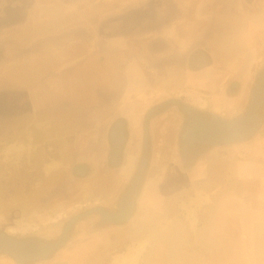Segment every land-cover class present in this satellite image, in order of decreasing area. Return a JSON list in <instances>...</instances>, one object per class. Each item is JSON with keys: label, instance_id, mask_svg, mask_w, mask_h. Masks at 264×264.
I'll return each mask as SVG.
<instances>
[{"label": "crops", "instance_id": "crops-1", "mask_svg": "<svg viewBox=\"0 0 264 264\" xmlns=\"http://www.w3.org/2000/svg\"><path fill=\"white\" fill-rule=\"evenodd\" d=\"M261 44L264 0H0V123L76 117L74 159L94 160L87 170L97 171L111 123L124 118L136 130L163 96L234 108L263 57ZM80 117L93 125L82 127ZM138 147L129 135L116 174L127 176ZM228 150L225 170L240 190L222 192L215 225L234 233L232 248L241 254L262 256L264 146L250 141ZM217 165L210 162L209 171L223 170ZM229 198L239 199L235 208L225 207Z\"/></svg>", "mask_w": 264, "mask_h": 264}, {"label": "rangeland", "instance_id": "rangeland-1", "mask_svg": "<svg viewBox=\"0 0 264 264\" xmlns=\"http://www.w3.org/2000/svg\"><path fill=\"white\" fill-rule=\"evenodd\" d=\"M260 48L264 55V45ZM259 63H254L253 69H258ZM179 97L191 100L183 93ZM236 102L241 107L242 102ZM75 118L31 117L0 123V230L17 238L34 233L55 235L68 217L91 205L116 200L121 189L118 184L130 182L142 151L141 140L135 134L139 147L126 177L114 172L121 167L109 170L103 166L83 178L72 173V168L76 173L83 171L73 166ZM262 119L257 133L237 146L250 141L264 146L260 139L264 137ZM79 120L82 127L94 122L84 117ZM178 121L179 117H152L148 163L130 222L103 233L81 232L74 242L89 243L75 260L67 257L70 249L65 248L57 250L45 264H264V252L262 256L253 250L241 254L232 248L234 233H224L221 226L215 225L220 221L222 208H218L217 201L222 192L240 190V180L225 170L232 163L229 150L218 148L212 155L211 161L223 169L217 173L209 171L208 155L195 167V175L193 170L183 175L184 169L177 165L172 168L176 154L171 132ZM85 166L91 169L94 160L85 161ZM167 171L175 182L163 187L161 175ZM178 177L181 181H176ZM103 183L109 185L103 187ZM236 200L239 202L227 199L225 207L235 208ZM0 258V264L4 260L13 264L11 257L0 253Z\"/></svg>", "mask_w": 264, "mask_h": 264}, {"label": "flooded vegetation", "instance_id": "flooded-vegetation-1", "mask_svg": "<svg viewBox=\"0 0 264 264\" xmlns=\"http://www.w3.org/2000/svg\"><path fill=\"white\" fill-rule=\"evenodd\" d=\"M263 73L264 59L260 58L258 69H253L252 77L250 80L251 82L245 90L244 95L239 99V102H242L241 107H237L239 106L238 104L230 111L224 112L216 110L211 101H207L201 106H196L189 101L183 100L179 97V93L174 92L163 96L162 98L153 102V104L150 105L148 109L144 112L142 116V121L139 123V126L136 130L130 131V129H128L127 122L124 118H118L114 120L111 123L108 132H110L112 125H114V130L117 131L116 127L120 123L123 127V134L125 138L121 148L118 151L111 144V141L108 138L109 149L107 151L105 160V166L107 167V169L114 170L122 167V162L124 161V146L129 135L134 136L135 134L141 140L142 151L138 165L140 164L142 157L146 159V162L142 167L140 179L138 181L137 193L134 198V203L133 206L130 208L129 213L127 212V208H125L120 214L116 215L114 220L110 221L102 217L108 214L103 215L101 211L115 213L118 210L119 199L123 195V193H125V191L129 188L138 166L136 167L130 182L127 183L129 180L124 181L127 183V185H125L126 183L122 184L121 182L118 184V186H121V189L117 193L116 200H107L106 202L104 201L103 203H99L98 205H91L89 207L84 208L82 211L74 213L61 223V225L59 226V231L55 235L52 234L49 236H44L42 235V233H34L26 237H21L20 239L35 238L45 241H56L60 239L59 245L54 248L48 256L44 258H33L27 260L22 264H45V261L52 255H54L57 250H63L65 248L70 249L67 250V257H69L73 261L79 255L81 249H83V247H86L89 243L88 240L84 241L80 245L74 242V240L81 234V232H88L89 234L103 233L110 227H120L124 225L127 221L130 222L137 201V195L140 191V186L143 180L142 176L145 172L146 165L148 163V154L150 152V145L153 137L151 128L152 117H179L176 129H173V131L171 132L172 137L174 138L173 145L175 147L176 154V156L172 159L173 162L171 166L173 169L175 165L184 169L183 175L189 173L191 170H193L192 172L194 174L196 169L195 167L197 166V164H203L205 161L204 159L207 157V155L209 157L210 162H212V155L216 154V149L222 147H226L227 149H229L231 146H237L238 144L245 141L247 138L252 137L255 133H257V130L263 122L262 117H264V100L260 101L255 111L254 117H256V128L254 132L250 135H247L243 139H239V137H241V135L247 130L248 124L242 127H238L234 131H231L227 128H218L213 125L221 123L223 121L232 120L237 117H242L245 114L248 108V104L254 94L256 83L258 82L259 78L262 76ZM260 95L262 96V94ZM208 122H210V124H208ZM136 138L134 139L136 140ZM117 162L119 163L118 165L116 164ZM75 165L76 168H83V171L78 173L75 172L76 170L74 171L75 168H72V173H75L78 178H83L87 175H91L94 173L93 169L92 171L87 170L88 166L86 167L85 164L75 162L73 166ZM181 179L182 177H178L176 178V181H181ZM173 182H175V180L170 177L168 171L161 175V186L166 187ZM102 185L103 187H105L109 184L103 183ZM72 243L73 245H70ZM4 255L10 257L6 254ZM11 260L13 261V264H18L12 258Z\"/></svg>", "mask_w": 264, "mask_h": 264}, {"label": "water", "instance_id": "water-1", "mask_svg": "<svg viewBox=\"0 0 264 264\" xmlns=\"http://www.w3.org/2000/svg\"><path fill=\"white\" fill-rule=\"evenodd\" d=\"M260 94H262V96ZM263 94L264 73L256 83L254 94L248 104V108L245 114L242 117L223 121L221 123L214 124L213 126L222 129L227 128L231 131H234L238 127H242L248 124L247 130L241 135V137H239V139H243L247 135L252 134L256 128V117H254L255 111L260 101L264 100ZM208 124H210V122H208ZM116 128L117 131L114 130V125H112L111 130L109 132V139L111 141V144L118 151L121 148L125 137L123 134V127L120 123ZM118 162L116 163L117 165L119 164ZM145 162L146 159L142 157L129 188L125 191V193H123V195L119 199L118 210L115 213L101 211L103 215L108 214L106 216H102L104 219L110 221L114 220L116 215L120 214L125 208H127V212L129 213L130 208L133 206L134 203V198L137 193L138 181L140 179L142 167L144 166ZM59 243L60 239L56 241H45L35 238L20 239L13 237L10 234L0 230V252L10 256L18 264H22L27 260L33 258H44L48 256L52 252V250L59 245Z\"/></svg>", "mask_w": 264, "mask_h": 264}]
</instances>
